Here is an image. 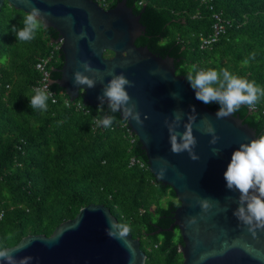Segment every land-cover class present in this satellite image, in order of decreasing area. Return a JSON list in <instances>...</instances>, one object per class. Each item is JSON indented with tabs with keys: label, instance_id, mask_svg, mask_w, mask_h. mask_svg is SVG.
Here are the masks:
<instances>
[{
	"label": "trees",
	"instance_id": "obj_1",
	"mask_svg": "<svg viewBox=\"0 0 264 264\" xmlns=\"http://www.w3.org/2000/svg\"><path fill=\"white\" fill-rule=\"evenodd\" d=\"M93 1L112 8L120 0ZM127 6L145 27L135 45L173 58L176 75L186 80L200 70L226 68L264 88V0H127ZM214 15L223 20L225 33L201 48L202 38L212 35ZM24 17L7 2L0 11V248L27 235L50 236L94 204L130 226L145 264H182L181 237L172 227L180 204L150 173L144 151L119 113L105 103L85 105L81 96L70 101L56 84L49 86L54 102L48 99L46 111L29 107L40 79L35 65L50 57L49 78L58 80L63 55L54 50L58 34L51 28L42 27L31 41H17L13 28H22ZM205 106L219 109L216 103ZM255 107L249 112L242 105L234 115L259 139L264 97ZM105 116L115 118L111 127L98 124Z\"/></svg>",
	"mask_w": 264,
	"mask_h": 264
},
{
	"label": "water",
	"instance_id": "obj_2",
	"mask_svg": "<svg viewBox=\"0 0 264 264\" xmlns=\"http://www.w3.org/2000/svg\"><path fill=\"white\" fill-rule=\"evenodd\" d=\"M5 2L24 13L32 7L50 13L44 28L57 32L52 43H60L63 64L56 70L59 79L49 83L63 89L70 101L81 96L85 105L98 106L97 97L110 81L109 73H122L133 83L127 91L143 126L118 113L144 151L150 173L172 189L180 204L173 212L172 227H177L181 237L182 264H264V230H249L237 220L233 213L240 194L228 190L224 180L233 151L242 143L258 139L255 131L234 113L217 119L219 109L210 110L201 104L185 78L176 75L173 58L156 56L146 46L135 45L145 27L140 14L127 6V0L108 9L93 0H0V11ZM105 52L111 55L106 57ZM85 61L98 70L92 89L74 86L73 74L83 72ZM84 74L92 78L91 73ZM172 93H177V98ZM104 103L108 104L107 100ZM175 111L182 115L180 133L188 117H196L193 135L197 144L193 151L199 157L197 161H192L188 152L173 154L170 150L165 120L171 123ZM208 124L219 137L215 145L209 143L212 137L204 132ZM214 149L218 155L213 154ZM161 169L164 179L158 176ZM202 200L210 205L207 211L202 210ZM108 217L116 220L103 205L90 204L58 225L50 236L27 235L7 249L28 244L15 255L17 259L31 256V264H145L139 239L130 234L126 242L109 238ZM202 256L207 258L201 260Z\"/></svg>",
	"mask_w": 264,
	"mask_h": 264
},
{
	"label": "clouds",
	"instance_id": "obj_3",
	"mask_svg": "<svg viewBox=\"0 0 264 264\" xmlns=\"http://www.w3.org/2000/svg\"><path fill=\"white\" fill-rule=\"evenodd\" d=\"M100 5V2H97ZM101 6V5H100ZM102 7V6H101ZM107 8V7H103ZM46 15L39 8L32 7L30 12L25 13L22 28H13L17 41H31L35 38L36 33L46 26ZM85 34H81L84 38ZM56 44V43H52ZM247 63V61H245ZM83 72L76 71L74 76V86H87L92 89L96 86L95 76L98 70L93 68L88 61L82 64ZM84 73H91L92 78ZM111 75L110 81L103 87L102 95L97 99L100 105L107 100L108 106L112 112H120L125 120L135 121L137 125L143 126L140 112L136 111V105L132 102L127 88L133 87L122 73ZM191 88L195 92V99L205 105L216 103L219 110L216 112L217 119L226 118L237 112L242 105L250 108L264 97V88L256 83L232 74L226 68L219 72L216 70H200L195 75H188L186 78ZM177 93H172L173 98H177ZM49 93L42 89H36L35 95L29 100V107L32 109L47 110V101ZM193 112L195 109L193 108ZM171 123L165 120V125L169 133L170 150L173 154L188 152L192 161H197L199 157L193 151L196 147L197 140L193 135V123L195 116H189V122L183 125L184 131H178L181 126L182 115L175 111ZM114 117L105 116L98 120V124L105 128L111 127ZM145 119L147 117L145 116ZM205 134L210 135L211 145L217 144L219 137L216 135L215 128L208 124L204 129ZM214 155L218 152L214 149ZM160 179H164L165 173L161 169L158 172ZM226 187L230 191H238V207L233 215L237 220L248 226L249 230H264V136L259 139H252L248 143H242L239 148L233 151L230 163L224 173ZM202 210L207 211L210 207L207 200L201 202ZM108 228L106 234L109 238L126 242L131 228L126 223H118L111 217L107 218ZM255 235V232L253 231ZM29 245L24 244L14 249L0 248V264H31L33 258L25 256L20 259L16 258V253L24 251ZM202 256L201 260L206 259Z\"/></svg>",
	"mask_w": 264,
	"mask_h": 264
},
{
	"label": "built area",
	"instance_id": "obj_4",
	"mask_svg": "<svg viewBox=\"0 0 264 264\" xmlns=\"http://www.w3.org/2000/svg\"><path fill=\"white\" fill-rule=\"evenodd\" d=\"M100 5L102 7H108L109 3H106L105 1L100 2ZM139 6L142 5V2L138 3ZM214 19V24L212 27V35L209 38H202L201 40V48H205L210 46L211 44L215 43L217 41V39L220 37V35L225 33V24L223 22V20L218 16V15H214L213 16ZM56 46H54V50L58 51L60 50V43L55 44ZM50 61V57L46 58V59H42L39 62H37V64L35 65V69L38 71V73L40 74V79L38 81L37 86L34 87V90L36 89H42L45 90L46 92L49 93V98H53V94L49 91V86H50V74L49 71L46 69L48 63ZM52 101L54 102V100L52 99ZM68 100L66 102V105H68ZM78 108H80L79 104L77 105ZM249 112H253L256 111V107H249ZM85 113H87V111H85ZM264 136V134H263ZM134 163V160H131V164ZM2 214H0V218H1Z\"/></svg>",
	"mask_w": 264,
	"mask_h": 264
},
{
	"label": "rangeland",
	"instance_id": "obj_5",
	"mask_svg": "<svg viewBox=\"0 0 264 264\" xmlns=\"http://www.w3.org/2000/svg\"><path fill=\"white\" fill-rule=\"evenodd\" d=\"M140 2H142V1H140ZM139 3V2H138ZM143 4V3H142Z\"/></svg>",
	"mask_w": 264,
	"mask_h": 264
},
{
	"label": "flooded vegetation",
	"instance_id": "obj_6",
	"mask_svg": "<svg viewBox=\"0 0 264 264\" xmlns=\"http://www.w3.org/2000/svg\"><path fill=\"white\" fill-rule=\"evenodd\" d=\"M106 9H108V7Z\"/></svg>",
	"mask_w": 264,
	"mask_h": 264
}]
</instances>
